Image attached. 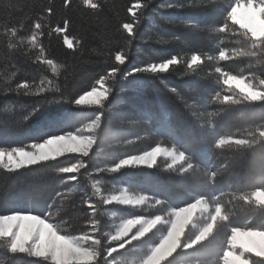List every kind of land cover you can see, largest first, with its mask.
I'll return each mask as SVG.
<instances>
[{"label": "trees", "instance_id": "obj_1", "mask_svg": "<svg viewBox=\"0 0 264 264\" xmlns=\"http://www.w3.org/2000/svg\"><path fill=\"white\" fill-rule=\"evenodd\" d=\"M94 2L101 3L103 8L93 12L83 5V0H71L68 8L63 7V0H0V147L26 145L62 131L76 132L103 112L100 141L98 147L93 146L91 159L79 153H66L55 161L41 162L11 173L0 166V213L44 211L45 217L67 221L60 224L62 231L79 234L87 225L85 214L91 210L85 201L89 199L99 203L102 198L126 192L166 202V210L159 205L153 206L151 200L138 206L102 205L99 219L103 231L111 233L124 219L153 218L156 214L167 216L173 208L185 206L200 192L223 189L227 199L229 185L237 183L239 176L264 168V159L258 154L240 157L228 146L216 148L213 143L221 136L248 135L249 130H258L264 125L261 106L245 109L233 105L229 110L218 111L227 106L213 99V89L228 94L229 86L222 83L221 73L216 71L218 67L221 72L232 75L264 72V61L259 56L234 52L237 49L246 51L244 38L217 31L234 0H196L198 7L195 9H168L161 5L170 0H152L143 10L139 26L134 25V37H128L121 24L131 21L127 8L135 0ZM47 7L53 10L51 16L44 12ZM37 19L44 25V34L38 36V41L45 48L44 55L53 60L55 71L52 66L35 61L38 48L32 46L30 37L31 25ZM65 19L70 22L68 29L55 33V27L62 26ZM11 27L18 30L15 38L10 34ZM65 37L72 40L73 49L64 45ZM220 50H226L231 59L220 60ZM117 51L126 53L127 60L125 65H116L124 75L115 83L109 82L112 87L105 101L106 108L72 105L68 103L67 92L61 100L65 76L68 91L82 94L115 64ZM194 54H200L203 63L188 69L185 61ZM173 55L178 56L181 63L170 66L166 73L126 76L135 66L161 62ZM25 81L30 84L29 95L20 94L22 89L14 90L18 83ZM41 87L47 91L37 94ZM45 96L61 102L29 115L34 107L44 102ZM26 116L28 119H24ZM156 144L170 149H183L185 145L194 147L191 158L197 166L196 171L190 176L177 173L168 167L171 160L163 156L151 169L135 166L125 167L118 173L108 170L120 158L141 155ZM79 159L87 161V167L80 173L59 171V167L69 166ZM230 161L232 166L224 170L223 164ZM100 167L106 171L100 173ZM214 169L220 172L215 188L211 189L207 187L205 175ZM73 175L77 177L75 181L67 179ZM232 212L235 222L241 225L247 217H254L257 223L264 222L255 208L241 207L237 203ZM206 216V212H202V216L194 218L186 226V232L199 231ZM162 227L166 228L157 225V228ZM157 228L146 236L158 242L166 232L157 231ZM222 240L223 233L218 230L214 237L196 248L178 250V254L170 258V264H214L212 256L218 253ZM2 244L0 241V246ZM150 247L151 241L129 246L123 257L117 259L122 264H138ZM36 259L21 254L18 264H32ZM252 259L258 258L253 256ZM0 260L7 264L2 247Z\"/></svg>", "mask_w": 264, "mask_h": 264}, {"label": "snow or ice", "instance_id": "obj_2", "mask_svg": "<svg viewBox=\"0 0 264 264\" xmlns=\"http://www.w3.org/2000/svg\"><path fill=\"white\" fill-rule=\"evenodd\" d=\"M71 0H63V7L68 8ZM152 0H135L127 12L132 17L131 21L121 24V28L128 37H134V25L139 26L140 18L144 15V9ZM83 5L93 12L101 10L103 5L94 0H83ZM202 6V5H201ZM168 9H195L198 7L196 0H170L166 5H161ZM52 8L47 7L44 12L52 15ZM69 20L65 19L62 26L55 27V33L65 32L69 27ZM217 31L221 34L231 33L233 36H240L246 41V51L234 50L236 54L259 56L264 61V0H234L232 6L225 11L222 23H219ZM193 27L196 24L193 23ZM33 29L30 43L34 48H38L35 61L40 65L53 67V60L44 55L45 48L38 41V36L44 33V25L37 19L32 25ZM13 38L18 36L16 27L10 28ZM64 45L73 49L72 40L65 37ZM75 51V50H74ZM82 52V49L80 50ZM220 60L231 59V55L226 50L219 51ZM127 54L117 51L114 54L115 64L106 70L91 86L90 90L82 94H73L67 89V76L64 79V91L60 92L61 100L65 92L68 93V103L75 106L97 105L100 109L106 108L105 101L108 100L112 83L118 81L124 75L116 65H125ZM181 61L178 56L161 62L149 63L146 66H135L127 71L126 76H135L138 73L160 74L169 71L170 66L178 65ZM188 69L203 63L200 54H194L190 60L185 61ZM222 83L228 85L227 93L213 89L215 102L227 106L220 110H229L233 105H240L245 109H252L261 106L264 110V72L257 74L250 71L247 75H232L228 72H221ZM218 78V83H219ZM235 85L238 91H233L231 85ZM107 85V86H106ZM30 84L28 81L18 83L15 91L23 90L22 95H29ZM43 87L38 89V93L46 92ZM61 100L48 99L45 96L44 102L33 108L29 115H35L47 105L59 104ZM103 112L95 115L87 124L89 135H82L79 130L76 132L62 131L42 140L32 141L26 145L13 147H0V166L8 172H14L28 166H35L41 162L55 161L58 157H63L66 153H79L81 157L91 159L93 146H97L100 141L102 129L101 116ZM24 119H28L26 116ZM214 131V130H213ZM216 148L228 146L236 156L243 157L248 154H258L264 159V125H260L258 130H249L248 135L239 138L221 136L215 140ZM194 147L185 145L183 149L178 147L167 148L161 144H156L150 150L144 151L141 155H127L114 162L108 169L113 173H118L121 169L133 168L136 165H143L151 169L161 156L171 159L168 165L174 168L177 173L190 176L196 171V164L193 163L191 153ZM233 162L223 164V169L227 170ZM178 165V167H177ZM87 167V161L83 159L71 163L69 166L59 167V171L65 174L80 173L81 169ZM100 173L106 171L105 168H98ZM220 170L214 169L205 175L207 187L215 188V183ZM75 181V175L67 177ZM99 183V181H97ZM230 191L227 194L223 189L218 191L200 192L193 200L185 206L173 208L167 216L156 214L148 219L143 216H135L122 220V222L111 233H105L99 219L100 207L102 205L138 206L144 205L151 200L153 206H161L167 209V204L162 199L152 198L148 195L130 196L127 194L110 195L102 198L99 203L91 199L85 201L90 213H86L87 225L75 234L62 231L60 224L67 221H57L51 217H45L44 211H19L12 210L0 213V241L3 242L2 255L6 258L7 264H18L21 254L28 257L37 258L32 264H122L117 257H123V253L132 245L147 244L151 241V247L145 251V255L138 264H170L179 251H187L208 241L209 237H214L218 230L223 233V240L220 241L218 253L212 256L214 264H264V222L257 223L254 217H247L243 225L235 222L232 209L239 203L241 207L247 206L249 209L255 208L257 213L264 217V168L259 171L249 170L238 177V182L229 185ZM201 210L206 212V220L197 232H186V226L192 220L193 214ZM157 225L166 228H157ZM157 231H165L166 234L157 242L146 234ZM194 233V234H193ZM154 235V234H153ZM144 238V239H142ZM135 242V243H134ZM255 256L258 259H252ZM0 264H5V260H0Z\"/></svg>", "mask_w": 264, "mask_h": 264}, {"label": "rangeland", "instance_id": "obj_3", "mask_svg": "<svg viewBox=\"0 0 264 264\" xmlns=\"http://www.w3.org/2000/svg\"><path fill=\"white\" fill-rule=\"evenodd\" d=\"M231 87L236 88L234 84L231 85ZM79 131L81 132L82 135H89V133H88V131H87V127H84V128H82V129H80ZM163 157H164V156H163ZM166 158H168V157H166ZM169 159H170V158H169ZM170 160H171V159H170ZM136 166H143V165H136ZM121 194H122V193H121ZM124 194L129 195V194L126 193V192H124ZM117 195H120V194H117ZM130 196H131V195H130ZM113 203H115V202H113ZM202 212H203V211H201V210H197V211L193 214V217H192V220L190 221V223L193 221L194 218L199 217V216H202ZM148 219H151V218H148ZM119 224H120V223H119ZM119 224H118V225H119ZM118 225H117V226H118Z\"/></svg>", "mask_w": 264, "mask_h": 264}]
</instances>
